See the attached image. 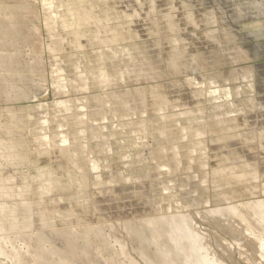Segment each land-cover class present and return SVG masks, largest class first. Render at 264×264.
<instances>
[{
  "label": "rangeland",
  "instance_id": "374dc122",
  "mask_svg": "<svg viewBox=\"0 0 264 264\" xmlns=\"http://www.w3.org/2000/svg\"><path fill=\"white\" fill-rule=\"evenodd\" d=\"M56 1L57 0H51L50 2V0H48V2H50L49 5H46V7H44L43 0H1L3 5L10 7V9H12L13 12L15 11L18 15H21L19 16L21 18L19 19L20 21L18 25V27L20 26L19 32L21 37L18 38L20 43L19 46H17L18 47L17 50L19 51L20 55L18 58L16 57V59L20 63L21 67L24 66L25 68L26 66L29 65V63L31 64L32 61L36 62L33 63L35 64V71L32 72V74L30 72L27 73V77L29 76L30 80H34L35 83L32 84L31 82H28V84H30L29 85L30 97L27 101L21 104L22 108L24 107L22 109L23 112L25 111L26 108V111L24 112V116L22 117V119L25 118L24 122L30 123L29 125L30 128H27V130L22 131L23 132L22 134H24V138H28L27 140H30L29 141L30 143L31 142L34 143L33 140L35 137L37 136L40 137L43 136L44 134L45 135L49 134L48 136L54 135V136L62 137L63 135L71 132L75 134V132L77 133L80 128L84 129L86 131L85 132L86 134L84 133L85 135L84 134L79 135L81 137L78 136V138L75 140L74 143L76 145L78 144L81 147H86L88 149L87 153L83 152L84 153L83 154L81 151L79 153V157L78 155H74L73 158L72 152L69 150L68 144L63 145V143H61L59 147L66 148V151H64L65 158L61 157L63 159L61 158H60L61 160L57 159L54 163V160H52L53 161L52 162L51 160L47 159L46 156H44L41 157V159L37 162L36 166L50 168L48 166L57 164V166L60 167L59 171L62 172L63 170L64 172L71 167V163L74 160V164L77 161L78 167L80 166L79 171L80 169L86 171V174H82V175L88 176L87 172L89 173L91 179L90 178L89 180L86 179L87 180L86 185L89 186V182L91 185V181L96 180L95 177H98L100 181L104 182V184L103 186L91 185L87 187V189H86V185H84L85 187L81 186L80 188H76L75 191L62 190L60 188L52 189V191H50L49 194H47L48 196L46 195L44 197L46 202L43 203L44 209L42 213L48 215L50 214V216H53V214H55L58 217L57 218L58 222L56 220V224L52 226L55 230L56 229L58 230V229H67V228L69 229L75 227L77 224L74 223L75 221L72 220H69L70 223L69 221L59 222L60 219L57 213H62V212L64 213L69 209H72L74 211H82V214L86 218L82 224L83 226H89L95 224L97 225L105 224L107 226L110 223H112L110 224V226L112 225L115 226L112 227V229H114L115 233L117 232L115 236L119 239L124 238L122 240L127 241L129 239L127 238V234H125V231L123 229L124 222L132 218L141 219V217L143 218L150 215L155 216L154 214L157 215L159 213L158 210L161 207L171 206L172 209H170L168 212L174 213L175 211L176 212L183 211L184 213L190 212V214H194L195 217L194 221H196L194 222L195 226L196 227L197 225L199 226L197 227V229H200L199 231H201L204 234H208L209 236L212 235V237L213 236L215 237L214 240L210 241V243L212 244L213 251H215L216 253L218 252L217 255L222 256L224 258V255H222L223 254L222 250H220V248L216 249V247H214L215 245L214 241L216 242L219 239L217 237H220L218 242L222 238L223 242L221 243H224L225 240L224 244L227 245L232 243V241H230V239L232 240L231 238L232 236L229 235V233H227V231L223 230L222 228L220 227H219L220 229L218 228L217 226V220H219L217 219L218 217L215 218L213 221L211 219L203 220L200 217V214L203 216L207 211V209L210 210L213 207L215 208V205L216 208L217 207L221 208L226 206V203L224 201L219 199L220 200L219 202L218 196H216L215 198V195H217L216 193L223 192V189L221 190L218 189L217 191V189H215L214 187L212 188L213 184L209 182L210 181L209 179H211L212 177L211 166L209 167L206 166L207 168L204 167V169L201 167H200L201 169L200 168L197 169L198 163L202 161L201 159H203V161L209 162V160L207 159L210 155L208 153L210 151V148L209 150L206 149L201 151L200 150L198 151V149L197 150L190 149V151L187 152V155L192 157L193 160L194 159L196 161L197 159L199 160V162L197 161V164L196 161L194 162L196 165L192 163L193 168L191 166L190 170L189 168H187V170L184 169L185 163L189 162L186 157L183 158L184 156H182V158L180 157L179 158L180 160L177 159L178 158L177 157L173 161V159L171 160V158L168 157V159L167 158L164 159V162L162 160H159L158 162V159L157 161L156 160L154 161V159H152L153 157L152 156L150 157V155L151 154L154 155L153 153L156 150L154 151L151 150L156 149L158 147L159 148L163 146L169 147L177 143L178 145L179 144L185 145L186 143L185 146L188 147L189 145L188 148H194L195 145L194 147L192 145L194 143H191L192 147H190L189 141L197 142L204 140L206 142H209V145L211 146L212 149L210 153L213 156V160L212 162L210 160V165H212L213 161L215 164H217L218 166L220 165L223 168L230 165L231 166L236 165L237 167L236 169H238L237 171H239L240 166L241 165L243 166L244 163L246 164L253 163V165L257 164L256 166H258L260 173L264 172V153H263L264 145H262L264 142V138L261 137H260L261 139L259 138V135L261 133H264L262 132L264 131V118H263L264 110L261 109L262 107L264 109V15L258 13L257 10L259 7L255 6V0H128V1L125 0L126 2L124 0H82L83 3H81L82 1L79 0H60V1L58 0L57 1L58 3ZM132 7L136 9L139 7L137 9L139 11L135 12ZM2 10L3 8L0 7V15H1L0 26L3 27L6 25L7 27V25H9L10 23H14V21H9L5 19ZM76 15H78L79 17ZM75 18L76 19L80 18L79 20H83L84 18L85 19L87 18L90 21L88 26L84 25L83 28L81 27L79 30H77V33L79 32L78 33L79 37L84 36L78 41L80 46H82V47L79 46L80 50L77 48L73 49L72 47H69L70 46L69 43H71V40L73 38L72 36L73 31L75 30L72 26L65 27L62 23L64 19H67L68 21L67 20L64 21H66V23L69 22L68 24H70ZM96 18L101 20L99 24L96 23ZM50 21L52 22V25L50 24ZM174 22L176 23V25ZM170 23L171 25H169ZM98 26L100 29L98 28ZM61 27H63V29ZM108 28H110L111 30ZM175 29L176 31L177 30L180 31H177L176 33ZM33 32L35 33V35H32L34 34ZM181 32H183L184 34ZM179 34H183V35H179ZM112 38L114 41L112 40ZM58 39L61 40L62 42L59 41ZM128 39H130V41ZM108 40L111 43H109ZM102 42L105 43L102 44ZM52 45H56V46L58 45V48L56 47L57 50H52V51L49 50ZM93 46L96 48H94ZM83 47L84 49H82ZM241 47H243L244 51L248 53L250 52L249 55L252 56L250 61L241 62L240 59L239 60L236 59L237 62L234 61L232 62L231 58L230 59L229 57L227 58V55L225 54L226 51L228 53L232 52L231 54L234 53L233 55L235 56L239 52L241 53L243 49H241V51L239 50V52L237 50L238 48L240 49ZM157 49L161 50V52H159L158 55H157ZM59 51L61 53H59ZM129 51L132 52L131 55ZM6 52L8 51H5V53ZM14 52L15 51L13 48L9 49V53H14ZM169 52L171 53V55ZM97 53L99 55H97ZM102 54H105L104 56L108 55L106 57V61H104L105 65H100V64L98 65V63H96V61H98L97 58H99V56ZM237 56L238 55H236V57ZM73 59L78 60L79 64L77 63L76 67L74 66V62L76 63L77 61H74ZM171 62L174 63L175 67L180 64L179 67L178 66L177 67L179 72L180 70H182L183 73H177L174 76H170V74L168 75V72L166 73V70L168 71L167 66ZM199 63L202 69L198 71V69L194 67L195 64L197 66ZM244 67H252L253 69L252 71L254 72V79H255L253 86L248 85L250 83L249 82L247 83L246 82L247 80L245 79L243 81V78L239 76L241 73L238 71L240 70V68H244ZM142 68L143 70L146 68L145 72L146 71L148 72L149 69H150L149 72L163 71V75L160 74V76L162 77L153 80L148 79L147 81L145 76L141 75V77H135V74L132 73H131L132 75L130 74V71H132L133 69L134 70L136 69V71H143ZM178 70H176V72H178ZM94 73L96 75H94ZM99 74L100 75L103 74L102 76H104L106 79L113 77L114 75H118V76L124 75L126 77V80L123 82L120 81V83H117L116 85L113 83L114 86H112L113 84L111 83L112 85H103L104 87H102L101 84L96 81V76L97 75L100 76ZM128 74H130L131 79ZM10 78L17 80L13 76ZM10 78H8L7 80H10ZM13 79L10 81H14ZM82 79H87L86 86L88 85L89 88L86 86H85L86 88L84 89L77 88L78 87L77 83L79 85V82H81L80 80ZM94 80L96 81V83ZM56 82H60L65 86L66 89L64 90V92H60L54 87ZM108 82L111 81L110 80L106 81V83ZM71 85L72 87L74 86L73 88L75 90L72 87H70ZM151 86H155V87L158 86V87L152 90ZM140 88L141 89L147 88L144 98L145 104L143 106L137 103L140 101H139V97L136 96V94L133 95L134 99L132 100L130 99L128 100L124 97L125 93L131 95L132 91ZM196 91L198 93H201V95L195 97L194 93H197ZM119 92L121 93L120 96H119ZM108 93L114 94V96L118 95L119 97L112 99L113 103L103 105L107 107L105 109L108 110L106 111L105 118L90 117V115L87 113V111H89V108L84 109V106L86 105V99H89L88 97H90L91 95H93L94 97V95L96 94V97H99L98 94H101V96H103ZM236 93H238L239 96L236 95ZM150 95H152L153 99H157V100L154 101ZM198 97L200 100L198 99ZM118 98L121 99L119 100ZM122 99L124 100L126 99L128 103L131 102L130 105L128 104L129 107H132L134 105L136 108L132 107L133 110L132 108H129V110L126 111V114L123 115L125 117L121 115H117L114 118L113 117L114 115H112V109H113L111 108L112 104L113 106L122 105V104L126 105L127 104L126 100L124 101ZM62 100L68 101L69 104L72 105V108H70L67 111H63V110L60 111L57 109L54 111H50L51 109L49 110L48 108H45L46 106L47 107L52 105L54 106L53 104L54 102L57 103ZM157 101L158 102L164 101L166 105L165 106L163 105L161 107V105L157 104L158 103ZM39 103L40 105L45 107L42 109L37 108ZM184 103H186L185 106L183 105ZM176 104L178 107H176ZM158 105L160 106V109L158 108L160 112L157 109V107H159ZM15 106H18V104H15ZM1 107L4 106L2 105ZM15 108L16 107H13L12 105L8 106V104L5 103V109L7 110L9 109L10 111H12L13 112L12 114H14L15 112L14 110H16ZM164 108H166V110ZM248 108L249 110H247ZM109 109H111L110 110L111 112L109 111ZM248 111H250L251 113H248ZM31 112L35 113V115L29 116V113ZM25 113L27 116L25 115ZM84 113H85L86 123L85 122L83 124L77 123L78 124L77 125L75 123L76 119H79L82 116L84 117ZM256 113H258V116L260 115V117L256 118L255 116ZM62 117L64 118L62 119ZM87 117L88 119H86ZM229 120H232V122L234 123H232ZM135 121H137L138 123L137 122L135 123ZM143 121L144 122L147 121L146 122L147 127L146 129L139 131L138 126H141ZM165 121H168L170 124ZM132 122L135 124H133ZM168 124H169V128H168ZM222 127L224 128V130L222 129ZM230 127H232V129H230ZM195 128L197 130L199 129L203 130L202 134L198 137H195L196 135L194 134V132L197 131L195 130ZM225 128L226 129L228 128L229 130L228 129L225 130ZM97 129L99 130L101 135ZM167 129H169L171 133L173 131H174L173 133L179 132V135L181 136H179L178 139L174 140V142L167 141L168 142L167 143L166 141H161L160 133L163 131L167 132L168 131ZM170 129H172V131ZM133 130L136 131L134 132ZM6 131L7 128L5 129V137H6L5 143L8 140V138L12 136L8 134V131L7 132ZM93 133H97L98 134L97 137L92 138ZM157 134L159 136H157ZM228 134H233L237 137L231 139L228 138L227 140ZM181 137L183 140L181 139ZM211 142L216 144H210ZM98 144L103 145L102 147L104 150L103 149L102 151L96 150L98 148L97 147ZM86 145L89 146L87 147ZM78 151H80V149H78ZM196 151L200 154H197ZM7 152L9 153L10 150H5V153ZM66 152H68V154ZM81 154L84 156H82ZM242 154L244 156H242ZM135 155L136 157L138 156L137 159ZM240 155L243 161H241V159L240 160L238 159V161L237 159L236 160L234 159L236 157L239 158L238 156ZM227 156L233 158L231 159L232 161L229 160L228 162ZM205 157L207 159H205ZM222 157L225 158L223 159ZM243 157H245V159ZM233 160H235V162ZM159 163L160 164L165 163L168 167L170 165L171 169L170 168L166 169V167H162L165 168V169L162 168L160 169L163 170V172L160 171L161 173H158L156 174V176L153 177L151 175L152 171H154V167H157L154 165ZM175 163H179L177 169H173L175 167L174 165ZM214 163L213 165H215ZM93 164H98L99 168L97 170H91L90 166ZM147 164L149 165V167ZM75 165H77V163ZM187 166L185 165V168ZM27 168H29V166L27 165L21 167L12 166L10 167V169H8V171L10 173L11 172L13 173L14 171H17L19 169L25 171ZM130 177L134 179L131 180ZM189 177L190 179L193 177L192 178L193 181L192 179L186 180ZM263 177L264 176H261V179L259 178L257 181L256 180L252 181L251 184L253 185L256 184L257 186H261L262 184L263 186L264 183ZM63 178L66 179V177L64 176ZM63 178L61 177L60 179L63 180ZM115 178H117L118 181L112 183L110 180ZM153 178H155L154 182H153ZM202 183L204 185H202ZM46 184L47 183L43 178L34 181V185L36 189H38L37 186L42 188ZM150 184L155 185V187L153 188H155L156 191L154 190L151 191ZM138 185H141L140 186L141 189H138L139 187ZM113 186L115 188H113ZM158 186L160 187L164 186L161 187L164 189H161ZM103 187L113 188L114 191H116V193L113 195H117V198L113 197V195L108 196V194H106V196L105 194L99 195L98 193L100 191L103 193L104 191ZM119 187H121V191ZM122 187L124 188L123 190ZM135 187L138 190L134 189ZM98 189L99 191H97ZM157 189H160L161 191L158 190L157 192ZM117 190L120 193L117 192ZM227 190L228 188L225 189V191ZM127 191L130 192L131 195L130 194L128 195ZM86 192L87 193L97 192L99 196L94 200L93 203H91L90 205L84 204L83 207V205L77 203L74 199L77 198L76 196L86 194ZM195 192L196 194H194ZM126 193L130 198L128 197L127 199V197H125ZM101 196H103L104 198ZM62 197H64L65 200L62 199ZM108 197L109 199L107 200ZM252 197L253 196L240 198L235 200L233 203L238 201L239 202L246 201L250 198L252 199ZM206 199L210 201L208 202V204L205 201ZM193 202L195 203L194 205H196L197 202L199 204L197 203L198 205L194 206L192 204ZM204 203L206 205H203ZM175 204L176 205L179 204V206H176ZM185 205L186 207H184ZM177 207L178 209L179 207H182L183 209L178 210ZM96 208L99 211L100 210L103 211L104 208L105 210L110 209L109 211L107 210L105 211L108 212L107 213L108 218L106 216L100 217L99 214L96 212L97 211ZM194 210H196V212L199 211L200 213L197 214L196 212H194ZM38 213L40 214L41 212L39 211ZM102 217H104V219H102ZM36 219L37 218L35 217V220ZM220 220L222 222L223 221L225 222V220H228V222H233V220H230V218H226V219L220 218ZM228 222L226 221V223ZM38 223L40 225L42 224L41 221H39ZM39 224H38L39 226L38 229L41 230L42 225L40 226ZM43 228L42 230H44ZM115 229H117V231ZM112 232L113 230H111V233ZM215 234L217 235L215 236ZM55 242L63 247L60 241L55 240ZM129 248H130L131 256L136 260L137 264H145L144 261L136 255V253L132 252L130 246ZM224 259L227 260L226 256ZM228 262L232 264L234 263L246 264L245 262H243V260H239V255L237 256V253L236 256L234 257V260L232 261L228 259ZM1 263L11 264L6 258L0 255V264ZM27 263L31 264L30 258H27Z\"/></svg>",
  "mask_w": 264,
  "mask_h": 264
},
{
  "label": "bare ground",
  "instance_id": "6f19581e",
  "mask_svg": "<svg viewBox=\"0 0 264 264\" xmlns=\"http://www.w3.org/2000/svg\"><path fill=\"white\" fill-rule=\"evenodd\" d=\"M43 1H44V7H46V5H49V3L51 2V0H50V2H48V0H43ZM79 1H82V0H79ZM52 2H54V1H52ZM81 3H83V1ZM53 5H54V3H53ZM255 6L256 7H259L258 10H257L258 13L264 15V0H255ZM0 7L3 8L2 13H4V18L7 19V20H9V21H14V23H10V24L8 23L9 25H7V27H6L5 24H3V25H5L3 27L0 26V103H1V106L2 105L4 106V107H1L0 106V255L1 256H3L4 258H6L11 264H28L27 263V258H30L31 259V264H137L136 260L131 256V252H130V248H129V246H130L132 252L136 253V255L140 259H142L145 264H232V263H229L228 262V259L233 261L234 260V257L236 256V253H237V256L239 255V260H243V262H245L246 264H264V183H263V186L261 184L262 188H261V186H257L256 184H254V185L251 184L252 181H255V180L257 181L259 178L261 179V176H264V172L263 173H260V171L258 169V166H256L257 164L256 165H253V163L252 164H249L248 162H247L248 164L244 163L243 166L241 165L239 171H237L238 169H236L237 168L236 165L231 166L229 164L230 166H227V167H224L223 168L220 165L218 166L217 164H215L214 161H213V163L215 165H217V166L213 165V163H212V165H210V160H211V162L213 160V156L210 153L212 151V149H211V146L209 145V142L204 141L201 137L200 138L203 141H197V142H192V141L190 142L189 141L190 147H192V145L194 147V145H195L194 148H188L189 145H188V147L185 146L186 143H185V145H183V144H179L178 145V143H177V144H175L173 146H169V147H164L163 146L161 148L158 147L156 149L151 150V151H154V150H156V151H154V153H153L154 155L151 154L150 157L152 156L153 157L152 159H154V161L155 160L157 161V159H158V162H159V160H162L164 162V159H166V158L168 159V157L171 158V160L173 159V161H174L177 157H178L177 159H179L180 157L182 158V156H184L183 158L186 157L187 160L189 161L188 162L189 164L187 162L185 163V165L186 166L188 165V166L185 168V165H184V169L187 170V168H189V170H190L191 169V166H192V163H194L196 160L195 159L193 160L192 157L188 156L187 155V152L190 151V149H193V150H197L198 149V151L199 150L201 151V150H206V149L209 150V148H210V151L208 152L210 154V155L208 154L209 155L208 159L205 157V159L209 160V162L208 161H203V159H201L203 162L202 161L199 162V160L196 158L197 161L199 162L198 165H197L198 166L197 169H199L200 167L204 169V167H206V166H208V167L211 166V175H212V177L210 175L211 179H209L210 180L209 182L213 184L212 185V188L214 187L215 189H217V191H218V189H220V190L223 189V192H219V193L217 192L216 193L217 195H215V198H216V196H218L219 197V198L217 197L218 200L220 199V200L224 201L226 203V206L225 207H221V208L220 207L219 208L218 207L216 208V205H215V208L213 207L214 209L213 208L210 209V210L207 209V211L205 212V214L202 212L204 215L202 216L200 214V217L203 220H209V219H211L212 221L215 218L218 217L217 218V219H219V220H217V226H218V228L219 227L222 228L223 230L227 231V233H229V235L232 236L231 237L232 240L229 238L230 241H232V243L229 242L230 244H227V245L224 244L225 243V240L224 239H223L224 240V243H221V242H223L222 241V238L218 242V240L220 239V237H217L219 239L216 242L214 241V244H215L214 247H216V249L217 248L218 249L220 248V250H222V252H223L222 255H224V258L226 256L227 260L224 259L222 256H218L217 255L218 252L216 253L215 251H213L212 244L210 243V241L211 240H214L215 237L213 236L214 237L213 238L212 235L209 236L208 234H204L201 231H199L200 229H197V227H199V226L198 225H197V227L195 226V223L194 222H196V221H194L195 220L194 214H190V212L189 213H184L183 211L182 212H176L175 211L174 213L168 212L170 209H172L171 206H167V207H164L163 206V207H161L158 210L159 213L157 215L154 214L155 216H151L150 215V216L143 217V218L141 217V219L140 218H138V219L137 218H132V219L127 220L126 222H124L123 223V229L125 231V234H127V238L129 239L127 241L126 240H122L124 238L119 239V238H117L115 236V234L117 232L115 233L114 232V229H112V227H115V226H113V225L110 226V224H112V223H110L107 226L105 224L104 225L103 224L102 225H99V224L98 225L97 224H95V225H89L88 224L89 226H83L82 224H83V222L85 221L86 218L82 214V211H74L72 209H69V210L67 209L68 211H66L64 213L63 212L62 213H57L59 215V219H60L59 222H65V221L72 220V221H75L74 223H76L77 225L75 227H72V228H69V229L67 228V229H58V230L56 229L55 230L52 226H54V224H56V220H57L58 217L55 214H53V216H50V214L48 215V214L42 213V211L44 209L43 203L46 202L44 197L47 194H49V192L52 191V189H55V188H60L62 190H69V191L74 190L75 191L76 188H80L81 186L86 185V183H87V180L86 179L89 180L90 176H89V173L88 172H87L88 176L82 175V174H86V171L85 170L83 171L81 169L79 171V167L80 166L78 167V162L75 160L76 163H77V165H75L76 163L74 164V160L72 162V159H71V162H72L71 163V167L68 168V170L67 171H64V172H63V170H62V172L59 171L60 167H58L57 164L56 165L53 164L55 166H53V165L48 166L50 168L38 167V166H36V164L41 159V157H44V156H46V158L49 159V160H51V161L54 160V163H55V161L57 159L59 160L61 157H64L65 156L64 155V151H66V148L65 147L60 148L59 145L61 143H63V145L64 144H66V145L68 144L69 150L72 152L73 158H74V155H78V157H79V153L81 151H82V153L83 152H86L87 153L88 152L87 151L88 149L86 147H81L78 144L76 145L74 143L75 140L78 138V136L84 134L86 131L84 129L80 128L77 133L74 131L75 134H73L71 132V133H68V134L63 135L62 137H58V136H54V135L53 136H51V135L48 136L49 134L48 135L47 134L46 135L44 134L43 136H40L38 134L40 137L37 136V137L34 138V140L32 139L34 141V143H32V142L30 143L29 142L30 140H27L28 138H24V134H22L23 133L22 131L27 130V128H30V126H29L30 123L29 122H24L25 121V118H23L24 120L22 119V117L24 116V112L26 111V108H25V111L23 112L22 109L24 107L22 108V105L21 104L24 103L25 101H27L29 99V97H30L29 96L30 95V87H29L30 84H28V82H31L32 84L35 83L34 80H30V77L29 76L27 77V73L30 72L32 74V72L35 71V64H33L35 61H32L31 64L29 63V65L26 66V68L24 66L21 67L20 63L16 59V57L18 58L19 55H20L19 54V51L17 50L18 49L17 46H19V43H20L19 40H18V38L21 37L20 32H19V27L20 26L18 27L19 21H20L19 19L21 18L19 16H21V15H18L15 11L13 12V10L10 9V7L3 5L2 2H1V0H0ZM132 8H133V10L135 12L139 11V10H137L139 7L137 9L134 8V7H132ZM76 16H78V15H76ZM79 19L80 18L73 19L72 23H70V24H68L69 22L66 23V21H64V20H67V19H64L62 21V23H63V25L65 27L72 26L74 28V30H75V31L72 30L73 31V34H72L73 38L71 40V43H69V45H70L69 47H72L73 49L74 48L79 49L80 44H79L78 41H79V39H81L82 37H84V36L79 37V35H78L79 32L77 33V30H79L81 27L83 28L84 25L88 26V24L90 22L89 19H87V18L86 19L84 18L83 20H79ZM81 19H82V17H81ZM100 21L101 20H99L98 18H96V23L97 24H99ZM50 24L52 25V22L51 21H50ZM169 25H171V23ZM175 25H176V23H175ZM61 28L63 29V27H61ZM98 28H99V26H98ZM108 29H110V28H108ZM167 29H169V28H167ZM171 31H172V29H171ZM177 31H180V30H177ZM177 31L175 29V32L176 33H177ZM173 32H174V30H173ZM183 32H181V33H183ZM183 34H179V35H183ZM32 35H35V33L32 34ZM80 36H81V34H80ZM61 40H62V37H61ZM61 40H59V41H61ZM109 40H108V42H109ZM112 40H113V38H112ZM128 40L130 41V39H128ZM46 41H47V39H46ZM55 41H56V39H55ZM89 41H91V40H89ZM105 42H102V44L105 43ZM111 42H109V43H111ZM54 44H56V43H54ZM154 45H156V44H154ZM56 47L58 48V45L57 46L56 45H52L49 50H51V51L52 50H57ZM80 47H82V46H80ZM11 48L14 49V51H15L14 53H9V49H11ZM72 48H71V50H72ZM94 48H96V47H94ZM61 49H60V51H61ZM82 49H84V47ZM241 49H243V47H241L240 49L238 48L237 49L238 52H239V50L241 51ZM5 51H8V52L5 53ZM60 51H59V53H61ZM126 51H128V50H126ZM173 51H175V50H173ZM129 52H130V55H131L132 52L131 51H129ZM159 52H161V50L160 49H157V55H158ZM231 53L232 52H230V53H228L227 51L225 52V54L227 55V58L228 57H229V59L231 58L232 59V62L233 61L234 62H237L236 59H238V60L240 59L241 62H243V61L244 62H247V61H250V59L252 57V56L249 55L250 52L248 53V52L244 51V49L241 51V53L239 52L240 54L239 53L236 54V55H238L237 57H236V55L235 56L233 55L234 53L233 54H231ZM236 53H237V51H236ZM53 54H54V52H53ZM97 55H99V54L97 53ZM104 55L105 54L100 55L101 57L99 56V58L96 57L97 60H98V61H96V63H98V65L99 64L100 65H105L104 61H106V57L108 55L107 56H104ZM117 55H119V54H117ZM139 55H141V54H139ZM170 55H171V53H170ZM188 56H190V55H188ZM140 57H142V56H140ZM184 57H185V55H184ZM74 61H77L76 63L74 62V66L76 67V65L78 63V60L75 59ZM167 63H168V61H167ZM179 65H177V66L179 67ZM177 66L175 67L174 63L171 62L167 66L168 71L166 70V73L168 72V75L170 74V76H174L177 73H183L182 70H180V72H179ZM208 66H210V65H208ZM194 68L198 69V71L202 69V67L200 66V63L197 66L195 64V67ZM145 69L143 70V68H142L143 71H136V69L135 70L133 69L132 71H130V74L131 73L132 74H135V77H141V75L142 76H145L146 79H147V81H148V79H150V80L152 79L153 80V79H157L159 77H162V76H160V74L163 75V71L162 72H160V71H157V72H155V71L149 72L150 71V69H149V71H148L149 73H148L147 71L145 72ZM37 70H39V69H37ZM176 70H178V72H176ZM252 70H253L252 67H244V68H240V70L238 71V72L241 73L239 76L241 78H243V81H244V79L247 80L246 82L247 83L249 82L250 84H248V85H251V86H253L254 80H255L254 79V72ZM130 74H128L129 77H130ZM94 75H96V74L94 73ZM102 75H100V76L97 75L98 77L96 76V81L98 83H100L102 87H104L103 85H112L113 83L116 85L117 83H120V81L123 82V81L126 80V77L124 75L123 76L122 75H119V76L118 75H114L113 77H110L108 79H106ZM12 76L15 77L17 80H14L13 78H10ZM252 77H253V79H252ZM8 78H10V80L13 79L14 81L7 80ZM93 78H95V77H93ZM27 79H29V80H27ZM130 79H131V77H130ZM109 80L111 81V82H108L110 84L106 83V81H109ZM80 81L81 82H79V85L77 83V86H78L77 88L78 89H84V88L88 87V85L86 86L87 79H82ZM96 81H95V83H96ZM36 82H38V81H36ZM251 82H252V84H251ZM100 84H98V85H100ZM114 84L112 86H114ZM54 87L58 91H60V92H64V90L66 89L65 86L63 84H61L60 82H56V84H55ZM70 87H72V85ZM156 87H158V86H156ZM156 87L155 86H151L152 90L154 88L156 89ZM146 89L145 88L136 89V90H134V91L131 92L132 93L131 95L125 93L124 94V97L126 99H128V100L129 99L132 100V99H134L133 98L134 97L133 95L136 94V96L139 97V101H140V102H137V103H139L141 106H143L145 104L144 98H145V94H146ZM74 92H76V91H74ZM101 94H98L99 97H96V94H95L94 97H93V95H91L90 97H88L89 99H86V105L84 104L85 105L84 106V109L85 108H89V111H87V113L90 115V117L105 118L106 111H108V110H106L105 108H107V107H105L103 105H107L109 103H113L112 102V99H114L116 97H119L121 93L119 92V96L118 95L114 96V94H111V93L110 94L109 93L108 94H105L103 96H101ZM159 94H160V92H159ZM194 95H195V97H197V96H200L201 93H198L197 92V93H194ZM236 95H238V93H236ZM150 96L152 98V95H150ZM161 96H162V94H161ZM253 96H254V94H253ZM162 98H163V96H162ZM118 99L120 100L121 98H118ZM198 99H199V97H198ZM122 100H124V99H122ZM153 100L156 101L157 99H153ZM126 102H127V100H126ZM183 102H185V101H183ZM5 103H7L8 106L9 105H12L13 107H16L15 108L16 110H14L15 111L14 114H12L13 112L10 111L9 109L8 110L5 109ZM130 103L131 102H129V103L127 102L126 105L125 104L124 105L122 104V105H114V106L112 104V107L111 108H113L112 109V115H114L113 117L115 118V116H117V115L123 116V115L126 114V111L129 110V108H132V107L133 108H136L133 104H132L133 105L132 107H129ZM15 104H18V106H15ZM53 104H54V106L51 104L53 107L52 106H48V107L47 106L46 107L44 106V107L45 108H48L49 110L51 109L50 111H54L56 109L57 110H60V111L61 110L67 111L70 108H72V105H70L68 101H63L62 100V101L57 102V103L54 102ZM157 104L161 105V107L163 105L164 106L166 105V103L164 101H159ZM185 104L186 103H184L183 105L185 106ZM199 104H200V102H199ZM19 105H21V106H19ZM45 105H47V104H45ZM171 105H173V104H171ZM171 105H170V107H171ZM257 105H259V104H257ZM44 107L42 105H40V103L37 106V108H40V109H42ZM79 107H81V106H79ZM176 107H178L177 104H176ZM255 107H257V106H255ZM29 108H32V107H29ZM108 108H109V106H108ZM133 108H132V110H133ZM158 108L160 109V106L157 107V109ZM139 109H140V107H139ZM142 109H143V107H142ZM164 109L166 110V108H164ZM261 109L264 110L263 107ZM11 110H13V109H11ZM110 110L111 109H109V111ZM123 110H125V111H123ZM247 110H249V108ZM251 111H253V110H251ZM159 112H160V110H159ZM243 113H244V111H243ZM248 113H251V112L248 111ZM25 115H26V113H25ZM32 115H35V113H33V112L29 113V116H32ZM244 115H245V113H244ZM255 116H256V118L260 117V115L258 116V113H256ZM88 117L86 119H88ZM123 117H125V116H123ZM30 118H32V117H30ZM63 118L64 117H62V119ZM232 118H234V117H232ZM229 121L232 122V120H229ZM43 122H45V121H43ZM84 122L86 123L85 113H84V117L82 116L79 119H76V121H75L76 124L77 123L78 124H83ZM136 122L137 121H135V123ZM146 122L143 121L142 124H141V126H138L139 127V129H138L139 131H142V130L146 129V127H147ZM165 122L169 123L168 121H165ZM5 123H6V125H5ZM46 123H48V122H46ZM70 123H71V121H70ZM135 123H133V124H135ZM232 123H234V122H232ZM238 123H240V122H238ZM128 124H129V122H128ZM163 124H165V123H163ZM169 124H168V128H169ZM217 124H219V123H217ZM70 125H72V124H70ZM5 127L7 128L8 134L9 135H12V136H10L8 138V140L6 141V143H5V138H6L5 137V129H6ZM86 127H87V125H86ZM203 128H205V127H203ZM62 129H63V127H62ZM222 129L224 130L223 127H222ZM227 129L225 128V130H227ZM230 129H232V127H230ZM167 130H168L167 132L163 131V132L160 133L161 134L160 135L161 136V139H160L161 141H166V142L167 141L168 142H171L172 141V142H174V140L178 139V137L181 136V135H179V132L173 133L174 132L173 131L171 133L169 131V129H167ZM170 130L172 131V129H170ZM195 130H197V129L195 128ZM133 131L135 132L136 130H133ZM25 132H27V131H25ZM98 132H99V130H98ZM202 132H203L202 129H199V130L195 131L194 132V134L196 135L195 137L200 136L202 134ZM260 132H261V130H260ZM262 132H264V131H262ZM184 133H185V131H184ZM249 134H250V132H249ZM97 135H98L97 133H93V135H92L93 137L92 138L97 137ZM100 135H101V133H100ZM33 136H36V135H33ZM157 136H159V135L157 134ZM204 136H205V134H204ZM79 137H81V136H79ZM193 137H194V135H193ZM236 137L237 136H235L233 134H228L227 140H228V138L231 139V138H236ZM260 137L261 138H264V133H261L259 135V138ZM181 139H182V137H181ZM196 139H198V138H196ZM186 140H187V138H186ZM236 140H238V139H236ZM191 143H194V144L191 145ZM210 144H216V143L211 142ZM262 145H264V142H263ZM102 146L103 145L98 144L97 145L98 148L96 147L97 148L96 150L102 151V149H103ZM78 149H80V151H78ZM5 150H10V152L9 153L8 152L5 153ZM258 151H259V149H258ZM66 153L68 154V152H66ZM197 154H200V153L197 152ZM201 154H203V153H201ZM136 155H135V157H136ZM246 155H247V153H246ZM82 156H84V155H82ZM242 156H244V155L242 154ZM251 156H252V154H251ZM137 157H136V159H137ZM238 157L239 158L236 157L234 159L235 160L237 159V161H238V159L239 160L241 159V161H243L241 155L238 156ZM222 158H220V159H222ZM243 158L245 159V157H243ZM61 159H63V158H61ZM231 159H233V158L227 156V161L228 162ZM235 160H233V161L235 162ZM197 161H196V164H197ZM179 163H175L174 164L175 167L173 169H177ZM25 165L29 166V168H27L25 171H22L20 169L17 170V171H14L15 173L14 172L13 173L12 172L10 173L8 171V169H10V167H12V166L13 167H16V166H20L21 167V166H25ZM154 166H157V167H154V171H152V174L151 175L153 177L156 176V174L163 172V170H160L162 167H166V169L167 168L168 169L170 168V165L168 167L165 163H162V164L159 163V164H156ZM90 167H91V170H97L99 168V165L98 164H93ZM148 167H149V165H148ZM192 168H193V166H192ZM162 169H165V168H162ZM32 170H34V171H32ZM86 170H87V168H86ZM185 170H183V171H185ZM259 175H260V177H259ZM63 176L66 177V179H64ZM61 177L63 178V180L60 179ZM159 177H160V175H159ZM40 178L45 179V181H46L47 184L45 186L43 185L44 187H42V188L39 187V186H37L38 189H36V187L34 185V181L37 180V179L39 180ZM95 178H96V180H92V181L90 180L91 181V185H94V186H103L104 182L103 181H100V179L98 177H95ZM196 178H197V175H196ZM130 179L133 180L134 178H131L130 177ZM154 179L155 178H153V182H154ZM188 179H190V177L187 178L186 180H188ZM211 180H212V182H211ZM110 181L112 183H114V182L118 181V179L115 178V179H111ZM192 181H193V179H192ZM203 182H204V180H203ZM153 184H150L151 185V191H153V190L156 191L155 188H153V187H155V185H153ZM91 185H90V182H89V186H91ZM202 185H204V184L202 183ZM89 186L86 185V189ZM136 186H137V184H136ZM138 186H139L138 189H141L140 188L141 185H138ZM158 187H160V186H158ZM161 187H164V186H161ZM209 187H211V186H209ZM103 188H104L103 193L100 191L101 193L99 192L98 193L99 195H104L105 194V196H106V194H108V196H109V195H113V194L116 193V191H114V189H113V188H115L114 186H113V188H105V187H103ZM226 188H228L227 191H225ZM119 189L121 191V187H119ZM123 189L124 188L122 187V190ZM134 189H136V187ZM138 189H136V190H138ZM144 189H142V190H144ZM161 189H164V188H161ZM100 190H101V188H100ZM118 190H117V192H119ZM158 190L161 191L160 189H157V192H158ZM97 191H99V189ZM146 192H148V191H146ZM98 194H97V192L96 193H94V192H92V193L88 192L87 193L86 192V194H82L80 196H76L77 198H75L74 200L77 203L83 205V207H84V204L90 205L91 203H93L94 200L99 196ZM129 194H130V192H128V195ZM194 194H196V192ZM128 195H127V193L125 194V197H127V199L129 197ZM139 195H141V194H139ZM146 196H148V195H146ZM249 196H253L252 199L251 198L250 199L247 198L248 200H246V201H240V202L238 201L239 203L238 202L233 203L237 199L245 198V197H249ZM101 197H103V196H101ZM113 197L117 198V195H113ZM62 199L65 200L64 197H62ZM108 199H109V197L107 198V200ZM220 200H219V202H220ZM144 201H146V200H144ZM205 201H206L207 204H208V202H210L208 199H206ZM197 203H196V205H194L195 204L194 202L192 204L194 206H197L199 204V203L198 204ZM203 205H206V204L204 203ZM97 206H99V205H97ZM176 206H179V204L176 205ZM94 207H95V205H94ZM182 207H179V209L182 210L183 209ZM184 207H186V205ZM188 207H190V206H188ZM177 209H178V207H177ZM106 210L104 208L103 211L102 210L99 211L98 209H97V211L96 210L95 211L99 214L100 217L101 216H106L107 217V213L108 212H105ZM109 210L110 209H108L107 211H109ZM39 211L41 212L40 214L38 213ZM194 212H196V210H194ZM196 213L198 214L200 212L198 211ZM196 213H195V216H196ZM116 215H118V214H116ZM35 217L37 218L36 220H35ZM107 218H105V219H107ZM220 218L221 219L222 218H225V219L226 218H230V220H233V222H228V220H225V222L224 221L222 222L220 220ZM102 219H104V217H102ZM39 221H41V223H42L41 225H42V228L44 227L43 228L44 230H42V228H41V230L38 229L39 228V226H38V224H39L38 222ZM200 221H201V219H200ZM226 221L228 223H226ZM57 222H58V220H57ZM202 222H205V221H202ZM69 223H70V221H69ZM212 223H214V222H212ZM72 225H73V223H72ZM213 225H215V224H213ZM50 227H52V228H50ZM111 230H113V232H112L113 234L111 233ZM115 230L117 231V229H115ZM224 234H226V233H224ZM216 235L217 234H215V236ZM55 240L60 241V243H62L63 247L60 246L58 243H56ZM234 264H238V263H234Z\"/></svg>",
  "mask_w": 264,
  "mask_h": 264
}]
</instances>
